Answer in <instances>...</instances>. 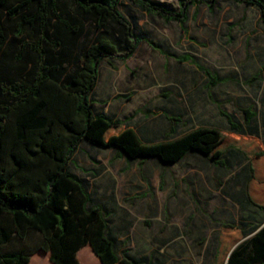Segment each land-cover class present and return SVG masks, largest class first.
<instances>
[{
    "label": "rangeland",
    "instance_id": "374dc122",
    "mask_svg": "<svg viewBox=\"0 0 264 264\" xmlns=\"http://www.w3.org/2000/svg\"><path fill=\"white\" fill-rule=\"evenodd\" d=\"M151 1L174 14L180 11L178 0ZM208 3L192 6L186 23L180 24L146 15L124 0L120 10L145 41L132 59H106L98 84H114L121 95L114 96L112 110L121 121L142 124L145 116H156L154 125L166 123L169 127V118H174L178 120L173 138L200 129L217 131L218 142L233 136L235 144L253 157L251 162L256 160L263 175L264 162L258 160L264 158V27L260 12L256 6L234 0H218L214 9ZM0 13L9 33L3 55L6 75L25 77L36 58L29 44L36 43L37 37L27 24L20 36L16 31L22 16L32 12L16 17ZM52 17L55 40L76 65L83 44H91L98 31L68 0L58 1ZM68 27L79 32L76 44L70 41ZM143 84H149L145 93ZM103 95L106 93L98 88L93 96L96 112L100 111L97 99ZM245 109L255 115L250 125L245 123ZM159 110L165 111L167 119L158 116ZM223 113L233 117L244 135L229 132ZM123 124L124 130L132 129ZM147 136L142 140L154 143L166 135ZM117 151L85 144L71 169L88 186L93 205L102 207L108 235L120 258L129 254L148 264H218L221 240L227 241L229 254L246 239L237 229L227 227L255 226L264 220V212L242 202L249 175L244 159L233 161L230 174L225 175L224 169L197 152L162 163L156 157L131 160L123 152L118 157ZM39 243L40 236L32 232L24 242L13 239L5 250H35ZM79 258L81 264H88L86 256L79 253ZM226 261L227 256L219 264ZM31 264L52 263L47 253L38 251Z\"/></svg>",
    "mask_w": 264,
    "mask_h": 264
},
{
    "label": "trees",
    "instance_id": "16d2710c",
    "mask_svg": "<svg viewBox=\"0 0 264 264\" xmlns=\"http://www.w3.org/2000/svg\"><path fill=\"white\" fill-rule=\"evenodd\" d=\"M58 1L0 0V10L11 17L32 12L22 16L16 36L27 24L37 37L36 43L29 44L36 57L31 71L19 79L8 77L3 55L9 33L0 13V264H30L38 251L49 253L52 264H80L78 252L86 245L102 264H148L129 254L120 258L108 235L102 207L93 205L88 186L72 171L75 155L85 144L114 148L118 157L123 152L131 160L156 157L162 163L177 162L189 152H197L224 169L225 175L230 174L233 161L244 159L249 169L245 200L252 210L264 212V174H259L256 160L251 162L253 157L235 144L233 136L218 142L217 131L200 129L173 139L178 119L169 118L171 127L165 141L145 144L134 130H124L121 121L95 111L93 96L104 61L131 59L145 40L120 10L124 0H68L98 31L91 44H83L73 65V56L55 40L52 13ZM127 1L146 15L185 24L192 6L209 2V8L214 9L218 0H178V14L151 0ZM234 2L256 6L264 27V0ZM67 32L76 44L79 32L70 27ZM243 113L250 125L255 115L249 109ZM223 115L230 124L229 132L244 135L231 115ZM261 226L227 227L237 229L246 239L229 254L227 241L221 240L218 264L226 256V264H264ZM32 232L40 236L37 249L5 250L13 239L24 242Z\"/></svg>",
    "mask_w": 264,
    "mask_h": 264
},
{
    "label": "crops",
    "instance_id": "0c3cea01",
    "mask_svg": "<svg viewBox=\"0 0 264 264\" xmlns=\"http://www.w3.org/2000/svg\"><path fill=\"white\" fill-rule=\"evenodd\" d=\"M138 50H139V48H138ZM137 50V51H138ZM137 53V52H136ZM136 55V54H135ZM134 55V56H135ZM133 58V57H132ZM131 58V59H132ZM99 83V82H98ZM100 85H102V87H100ZM144 85V86H143ZM142 85V87H143V89H142V93H145L146 91H147V89H144V87H148V85L149 84H143ZM146 85V86H145ZM98 88H101L102 89V92L103 93H106V95H103L102 97H99V99H97V101L98 102H100V112H103V113H105V114H107V115H109L110 117H112L113 119H115V120H119V121H121L120 119H118L117 118V114H116V112H112V110L114 111V102H113V98H114V96H116V97H118V96H121V95H119V93L118 92H115V88H114V84H98L97 85V87H96V89H95V91H94V95H95V93H96V91H97V89ZM119 98V97H118ZM94 106H96L95 105V103H94ZM156 112V111H155ZM154 112V113H155ZM153 112H152V115L154 114ZM165 111L164 110H159V114H158V116H162V118L163 119H167V117L165 116ZM156 116H154V117H152V118H150L149 116H145L144 118H143V120H142V124H138V123H130V122H123V121H121V122H123V123H125V125H127L128 127H130V128H132L137 134H138V136H139V138H140V140L142 141V142H144L143 140H142V136H149V135H151V134H153L154 136H157V135H159V133L161 134V133H164L166 136H167V132H169L168 130H170V127L171 126H166V123L164 124V125H161V126H156V125H154L153 123H152V120L155 118ZM167 133V134H166ZM184 135V134H183ZM183 135H180V136H178V137H174L173 139H176V138H179V137H181V136H183ZM147 136V137H148ZM166 136H165V138L163 139V140H161V141H157V142H154V143H146V142H144L145 144H155V143H159V142H163V141H165V139H166ZM172 140V139H171ZM81 150V149H80ZM79 150V151H80ZM115 150V149H114ZM78 151V152H79ZM77 152V153H78ZM76 153V154H77ZM77 174V173H76ZM242 188H241V186L239 187V190H241ZM242 202L244 203V205H245V207L246 206H248L247 205V202H246V200H245V195H244V197L242 198ZM261 225L263 226L264 225V220L262 221V223H261ZM261 226V227H262ZM90 249H92V248H90V245H86V246H84L79 252H78V259H79V261H80V258H79V253L80 254H83L84 256H86V259L88 260V264H99V262H98V260L95 258V256L93 255L94 253H93V251L91 252V250ZM45 253V252H44ZM48 255H49V259H50V254L49 253H47ZM100 261V260H99ZM100 263H101V261H100ZM30 264H31V260H30ZM80 264H81V262H80ZM102 264V263H101Z\"/></svg>",
    "mask_w": 264,
    "mask_h": 264
},
{
    "label": "water",
    "instance_id": "95a60500",
    "mask_svg": "<svg viewBox=\"0 0 264 264\" xmlns=\"http://www.w3.org/2000/svg\"><path fill=\"white\" fill-rule=\"evenodd\" d=\"M263 226H264V225H263ZM263 226H262V227H263ZM236 247H237V246H236ZM236 247H235V248H236ZM235 248H234V249H235ZM234 249H233V250H234ZM233 250H232V251H233Z\"/></svg>",
    "mask_w": 264,
    "mask_h": 264
}]
</instances>
